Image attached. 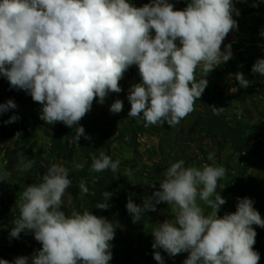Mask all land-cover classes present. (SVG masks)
<instances>
[{"label":"clouds","instance_id":"9594fccd","mask_svg":"<svg viewBox=\"0 0 264 264\" xmlns=\"http://www.w3.org/2000/svg\"><path fill=\"white\" fill-rule=\"evenodd\" d=\"M233 14L239 16L233 0H187L183 9H174L169 0H150L140 7L131 0H0V76L41 105L39 118L45 123L77 125L68 138L76 144L81 136L88 139L78 122L94 98L103 104L109 93H119L118 81L135 65L140 81L128 89V117L142 118L145 127L165 122L174 127L193 111L207 86L206 75L232 57L231 44L223 51L221 44L237 27ZM251 71L264 77V58H258ZM234 78L239 87L249 86L243 73ZM15 107L8 100L0 104V113ZM122 107L116 99L109 111L117 114ZM211 109L216 114L217 108ZM16 119L10 116L5 123ZM19 136L17 132L14 139ZM213 157L210 152L207 159L213 163L200 167L185 166L183 159L171 163L159 190L142 206L129 197L126 210L136 223L144 212L154 211L155 204L172 206L173 218L151 231V247L170 257L187 252L182 264H257L252 226L264 228V219L247 197L237 198L234 212L217 215L226 202L216 193L226 169ZM33 163L22 161V169ZM119 164L101 151L91 156L90 170L115 173ZM9 175L0 169V181ZM70 185L69 170L53 163L38 183L23 190L9 236L18 239L22 232H31L41 247L30 257L0 259V264H109L117 225L87 209L66 214L62 197ZM78 187L88 194L83 181ZM111 196L103 191L95 207L107 209ZM198 201L211 212L205 214ZM153 258L164 264L159 251Z\"/></svg>","mask_w":264,"mask_h":264},{"label":"rangeland","instance_id":"374dc122","mask_svg":"<svg viewBox=\"0 0 264 264\" xmlns=\"http://www.w3.org/2000/svg\"><path fill=\"white\" fill-rule=\"evenodd\" d=\"M150 0H131L137 7ZM174 9L186 7L187 0H169ZM239 10V16L233 14L237 27L230 30L221 44H231L232 57L223 62L205 77L207 86L203 95L222 110L226 122L242 130L256 152L236 151L231 141L220 135L216 139L209 136L204 126L206 110L196 100L193 111L186 115L174 127L166 122L145 127L144 120L128 117L130 104L127 101L129 87L140 81L138 68L132 65L118 81L121 91L109 93L103 104L94 98L91 110L78 122L88 139L81 136L76 144L70 143L75 128L60 122L48 124L39 118L41 105L32 100L25 91L12 88L9 82L0 76V104L14 101L16 107L0 113V169L10 173L7 181H0V259L12 261L18 256H31L41 245L31 232L21 233L19 238L9 236L14 219L19 215L16 200L30 184L38 183L48 167L53 163H66L59 140L72 151L74 167L75 194L72 193L73 178L69 170L71 185L66 189L62 200V209L66 214L73 209L90 210L96 216L106 217L116 224L109 264H158L153 252L159 251L164 264H182L188 253L173 257L162 249L151 247V231L158 223L173 218L172 206L166 202L155 204V210H147L141 220L132 222V216L126 210L129 197L142 206L144 199L159 190V182L164 178L167 167L180 159L185 166H196L213 161L207 159L214 153L216 164L226 169V174L217 182L216 193L225 199L217 215L234 212L237 198H250L253 207L264 219V77L253 73L250 68L258 58H264V0H233ZM244 59L240 62V59ZM240 72L250 82L247 88H241L234 78ZM200 79L199 66L195 71ZM116 99L123 103L122 110L113 114L109 106ZM16 115L12 123H5L10 116ZM19 132L18 139H14ZM243 150V151H242ZM103 151L115 161L119 159L118 170L94 172L90 170L91 156ZM33 160L32 167L22 169V161ZM129 173L131 179L128 178ZM83 181L88 194L79 191ZM112 193L107 209H98L95 204L102 199V192ZM205 214L211 209L198 201ZM256 231L253 250L259 253L257 264H264V228L253 225Z\"/></svg>","mask_w":264,"mask_h":264},{"label":"trees","instance_id":"16d2710c","mask_svg":"<svg viewBox=\"0 0 264 264\" xmlns=\"http://www.w3.org/2000/svg\"><path fill=\"white\" fill-rule=\"evenodd\" d=\"M244 59H240V62H243ZM251 70V68H250ZM197 101L199 104L205 108L206 114H205V119H204V126L206 128L207 133L209 134L210 137L216 139L217 135H220L224 140H229L231 141L234 149L236 151L245 149L244 151L246 153H250L251 151L253 153L256 152V149L254 146H251L249 141H253L255 138H244L242 136V130L239 128H234L230 126L226 120L224 119L222 115V110H220L216 105L211 103L210 99H208L206 96L201 94L199 98H197ZM217 108L216 114L213 113V110L211 108ZM60 124H63L60 122ZM59 144L62 146H59L60 149H62L63 152V157L66 163V167L71 171L72 175L71 177L73 178V189L72 193L75 194L76 188H75V173H74V165H73V160H72V151L67 147L64 146L59 140H57ZM243 151V150H242ZM111 252H114L111 250Z\"/></svg>","mask_w":264,"mask_h":264}]
</instances>
